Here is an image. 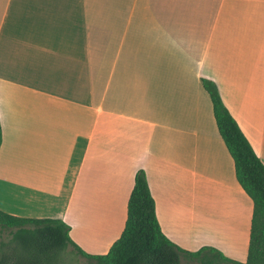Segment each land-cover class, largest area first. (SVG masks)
Masks as SVG:
<instances>
[{
  "label": "crops",
  "instance_id": "0c3cea01",
  "mask_svg": "<svg viewBox=\"0 0 264 264\" xmlns=\"http://www.w3.org/2000/svg\"><path fill=\"white\" fill-rule=\"evenodd\" d=\"M202 78L264 165V0H0V211L103 255L143 170L170 241L244 263L252 202Z\"/></svg>",
  "mask_w": 264,
  "mask_h": 264
},
{
  "label": "trees",
  "instance_id": "16d2710c",
  "mask_svg": "<svg viewBox=\"0 0 264 264\" xmlns=\"http://www.w3.org/2000/svg\"><path fill=\"white\" fill-rule=\"evenodd\" d=\"M201 84L210 98L219 136L233 160L237 183L252 202L244 263L210 246L188 251L170 241L157 220L146 174L138 170L123 230L106 254L92 255L80 249L69 236L70 226L61 220L20 218L0 211V230L12 231L11 240L0 244V264H77L76 256L85 259V264H264V165L224 106L216 85L204 78ZM1 142L0 125V146Z\"/></svg>",
  "mask_w": 264,
  "mask_h": 264
},
{
  "label": "rangeland",
  "instance_id": "374dc122",
  "mask_svg": "<svg viewBox=\"0 0 264 264\" xmlns=\"http://www.w3.org/2000/svg\"><path fill=\"white\" fill-rule=\"evenodd\" d=\"M11 232L12 231H9V230H0V244L1 243H8L11 240V238H12V233ZM11 247L13 249V247H15V246L12 245ZM75 259H76V263L77 264H85L86 263L85 259H83L80 256H76ZM184 264H196V263H184Z\"/></svg>",
  "mask_w": 264,
  "mask_h": 264
}]
</instances>
